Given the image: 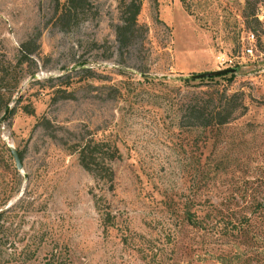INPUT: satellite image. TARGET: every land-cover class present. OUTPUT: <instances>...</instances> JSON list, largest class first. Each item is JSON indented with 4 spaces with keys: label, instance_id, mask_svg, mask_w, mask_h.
Segmentation results:
<instances>
[{
    "label": "rangeland",
    "instance_id": "obj_1",
    "mask_svg": "<svg viewBox=\"0 0 264 264\" xmlns=\"http://www.w3.org/2000/svg\"><path fill=\"white\" fill-rule=\"evenodd\" d=\"M124 1L58 16L67 0H0V209L24 199L0 224L33 264L51 249L68 264H264V0H140L126 47ZM212 83L241 105L192 125L186 103Z\"/></svg>",
    "mask_w": 264,
    "mask_h": 264
},
{
    "label": "trees",
    "instance_id": "obj_2",
    "mask_svg": "<svg viewBox=\"0 0 264 264\" xmlns=\"http://www.w3.org/2000/svg\"><path fill=\"white\" fill-rule=\"evenodd\" d=\"M81 0H67V4L63 6V9L59 12L58 16H65L71 9H74L76 5L80 4ZM124 1V0H123ZM140 0H128L124 1L121 7L120 22L115 25L116 38L121 46H128L135 38V31L139 30L141 25L137 21V15L140 11ZM30 42H22L20 45V51L25 59H30V54L34 53L35 48L29 47ZM228 73H222L218 75H224ZM233 75V72L230 73ZM211 75L207 78H212ZM145 77H148L145 75ZM202 79V77H200ZM186 79V78H185ZM202 94L193 95L192 98L186 103L184 108L185 117L188 118L192 125L210 126L219 125L228 122L240 107V103L236 102L235 93L227 92L224 85L221 87L218 83H212ZM220 87V88H219ZM89 145L80 146L79 158L84 168L91 170L89 163L95 162L92 149H88ZM20 156V154H19ZM21 159V157H20ZM98 164V162H95ZM23 198H18L12 206L0 209L1 216L10 210V207L17 206L19 203H23ZM187 211L188 220L193 219V214ZM1 225V224H0ZM0 229V264H9L12 260L17 264H33V260L37 259L34 254L37 251L31 250L29 245L26 244L18 248L14 245V240L9 239L10 233H7L3 224ZM9 242V243H8ZM47 264H68L66 261V253L64 250L54 252L53 249L48 251ZM21 257V260L18 258ZM34 257V258H33Z\"/></svg>",
    "mask_w": 264,
    "mask_h": 264
},
{
    "label": "water",
    "instance_id": "obj_3",
    "mask_svg": "<svg viewBox=\"0 0 264 264\" xmlns=\"http://www.w3.org/2000/svg\"><path fill=\"white\" fill-rule=\"evenodd\" d=\"M235 69H236L235 67L218 68V69L202 71V72H198V73H192V74H189L188 77L200 78V77H207V76H211V75H218V74H222V73H231V72H234ZM9 108H10V105L9 104L6 105L4 113L1 115V119L4 117V115L9 110ZM8 147H9L11 154L14 158L16 168L18 170H22V162H21L18 150L12 144H8ZM24 176H25V173H24Z\"/></svg>",
    "mask_w": 264,
    "mask_h": 264
},
{
    "label": "built area",
    "instance_id": "obj_4",
    "mask_svg": "<svg viewBox=\"0 0 264 264\" xmlns=\"http://www.w3.org/2000/svg\"><path fill=\"white\" fill-rule=\"evenodd\" d=\"M240 39H241V51L247 55H254V51L257 48V38L255 32L249 29L242 31ZM229 61L232 62V59H229Z\"/></svg>",
    "mask_w": 264,
    "mask_h": 264
}]
</instances>
